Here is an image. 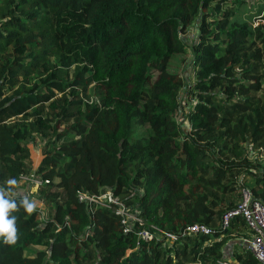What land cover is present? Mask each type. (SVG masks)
Returning <instances> with one entry per match:
<instances>
[{
    "label": "trees",
    "instance_id": "1",
    "mask_svg": "<svg viewBox=\"0 0 264 264\" xmlns=\"http://www.w3.org/2000/svg\"><path fill=\"white\" fill-rule=\"evenodd\" d=\"M245 3L0 0V186L30 174L38 138L32 196L45 205L12 213L0 264L224 258L245 224L222 228V214L242 190L264 205V9L244 21ZM172 55L184 75L167 70ZM104 190L129 218L77 198ZM226 253L257 264L245 245Z\"/></svg>",
    "mask_w": 264,
    "mask_h": 264
},
{
    "label": "built area",
    "instance_id": "2",
    "mask_svg": "<svg viewBox=\"0 0 264 264\" xmlns=\"http://www.w3.org/2000/svg\"><path fill=\"white\" fill-rule=\"evenodd\" d=\"M39 184L40 181L35 180L34 186L36 187ZM101 194L102 196L100 199ZM77 198L80 201H85L87 203H95L102 206H114L117 208V211L123 214L126 218L130 217L125 213L123 205L116 197H113L109 191L104 190L97 195L78 193ZM235 216L242 218L245 228L249 232V237L244 240V245L249 249L257 264H264V205L253 200L246 190H242L241 197L235 206L229 210H226L222 214L219 221L220 226L222 228L228 227ZM185 230L189 234H210V229L203 224H192L187 226ZM136 235L139 238L146 240L152 237V233L147 229L139 230ZM170 238L174 239V236H170ZM217 264L233 263L223 258L218 260Z\"/></svg>",
    "mask_w": 264,
    "mask_h": 264
},
{
    "label": "rangeland",
    "instance_id": "3",
    "mask_svg": "<svg viewBox=\"0 0 264 264\" xmlns=\"http://www.w3.org/2000/svg\"><path fill=\"white\" fill-rule=\"evenodd\" d=\"M259 9H262V10L264 9V0H246L245 6L240 10V13L237 15L240 16V18H242L244 21L256 23L257 16L255 15V13L261 14V11L259 12ZM180 58H181L180 55H172L169 58L167 62V66H166L169 72L178 74L179 71L181 70L180 73L184 75L183 72L185 69H184L183 64H182V67L180 65V60H181ZM177 119L180 120L179 117ZM41 147H42V142L38 138H34L32 141L29 142L28 148H29V155H30V162H29L30 174L20 177L19 180L17 181V184L13 186L16 191L27 194L30 200H35V201L37 200L34 198V196H32V194H34L36 190V187L34 186L35 180L32 179L33 178L32 172L39 162ZM253 155H255L258 158V160L262 158L261 156L255 153V154L249 155L250 159L254 158ZM101 196L102 194L100 195V199H101ZM37 202H38L37 203L38 208L40 209L45 208L44 204L40 203L39 201ZM236 202H238V200ZM238 230L244 231L242 229H238ZM238 230L234 231L235 232L234 234H236ZM245 230L247 229L245 228ZM240 234H243V233L241 232ZM236 236H239V235L236 234ZM241 236L245 237L246 235H241ZM241 247H242L241 244L234 246V248H236L237 250H239Z\"/></svg>",
    "mask_w": 264,
    "mask_h": 264
},
{
    "label": "clouds",
    "instance_id": "4",
    "mask_svg": "<svg viewBox=\"0 0 264 264\" xmlns=\"http://www.w3.org/2000/svg\"><path fill=\"white\" fill-rule=\"evenodd\" d=\"M8 188L0 186V239L7 244H15L17 235V217L12 213L23 208L27 214L33 213L37 208V201L30 200L27 196L17 202L13 186L17 184L16 179L7 180Z\"/></svg>",
    "mask_w": 264,
    "mask_h": 264
},
{
    "label": "crops",
    "instance_id": "5",
    "mask_svg": "<svg viewBox=\"0 0 264 264\" xmlns=\"http://www.w3.org/2000/svg\"><path fill=\"white\" fill-rule=\"evenodd\" d=\"M188 71V69H187ZM247 230H244V231H241V230H238V232L236 234H238L239 236L238 237H233L229 242L228 244L226 245L225 247V260H228L229 262L233 263V260L231 259V257L226 253L228 251H230V249L235 246V245H238V244H241L244 246V240H246L248 237H249V232ZM243 233V234H240V233ZM241 235H246L245 237H242ZM242 241V242H241Z\"/></svg>",
    "mask_w": 264,
    "mask_h": 264
}]
</instances>
